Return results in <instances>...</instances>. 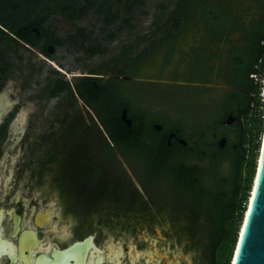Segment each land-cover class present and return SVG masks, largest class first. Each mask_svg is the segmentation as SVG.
<instances>
[{
    "label": "flooded vegetation",
    "instance_id": "1",
    "mask_svg": "<svg viewBox=\"0 0 264 264\" xmlns=\"http://www.w3.org/2000/svg\"><path fill=\"white\" fill-rule=\"evenodd\" d=\"M207 31L211 35L208 42L193 45L186 52L188 57L185 60L191 74H198L197 82L192 81L189 86L196 91L206 90L212 83L209 75L216 73L225 78L226 92L235 87L227 79L229 74L233 75L228 67L233 41L228 39L227 49L211 47L217 38ZM45 34L47 30L44 28L41 40ZM110 37L113 38L114 34ZM41 40L39 44L26 45L39 48L48 56L54 54L56 46L66 44L83 55L103 53L100 45L91 44V36L85 27L77 28L65 40L51 37L43 45ZM168 46L170 54L177 49L176 41H170ZM148 57L141 54L126 68L113 70L107 61L89 72L75 74L76 81H69L71 88L57 95L51 94L55 85H50L56 84L58 79H49L39 97L67 92L70 104L80 103L81 108L72 117L58 120L59 128L54 122L53 128L42 132L36 126L30 127L34 107L31 102L21 100L18 92L23 88L0 83V264L192 262L188 255L170 253L158 244L148 251L140 239H132V235L146 236V232L130 227L132 214L137 217L141 215L138 211L150 207L141 188L146 186L142 179L145 177L143 161L134 154V162H127L130 154H123L108 132V124L114 119L115 94L122 93L136 106L144 107L140 105L139 97L150 92L147 85L154 80L139 77L138 69ZM77 60L80 61L81 56ZM90 77L95 79L92 93L98 99L94 102L89 101L91 92L81 95L77 90V85ZM156 89L153 88V92ZM125 109L131 124L123 119ZM119 116L132 126L133 119L127 106H122ZM225 120L223 124L228 125ZM155 124L158 123H153L154 128ZM173 132L176 135L172 139L196 154L186 158L188 163H203L198 155L205 152L206 147L219 144L223 138L228 141V136L221 135L217 125L208 129L203 137L205 144L194 134L184 137L179 129L170 134ZM176 196L190 199L194 205L191 198ZM210 220L213 222V230L209 229L212 236L216 226L212 217ZM202 226L198 215L194 214L188 230L195 234ZM158 235L167 238L162 232ZM221 245L213 250V240L209 238L207 256L210 258L205 259L206 264L219 263Z\"/></svg>",
    "mask_w": 264,
    "mask_h": 264
},
{
    "label": "rangeland",
    "instance_id": "2",
    "mask_svg": "<svg viewBox=\"0 0 264 264\" xmlns=\"http://www.w3.org/2000/svg\"><path fill=\"white\" fill-rule=\"evenodd\" d=\"M74 1L75 6L87 2V0H0V28L4 24L19 26L44 19L42 23L47 34L41 40L43 45L51 37L65 40L77 28L85 27L91 36V44L100 45L103 49V53L89 56L76 52L66 44L56 46L54 54L48 56L39 48L32 49L22 42L16 44L7 36L5 40L0 41V51L4 48H13L5 57V60L9 62L7 70L4 74L0 70V83L23 88L21 92H18L21 100L31 102L34 107L30 127L36 126L38 131L42 132L53 128V123L56 122V127L59 128L60 121L58 120L72 117L81 108L80 103L70 104L71 98L67 92L58 96L39 97L43 95L42 88L49 79L60 78L75 82L77 78L73 76L75 74L89 72L90 69L100 67L107 61H110V67L113 70L126 68L141 54H146L149 59L138 69V75L141 78L154 80V84L147 85L153 94L149 92L144 97H139L140 105L147 109L166 111L175 119L184 117L188 122H194L202 117L205 111L212 108L213 99H218L224 93L225 85H227L225 78L216 73L209 75L212 83L206 90L196 91L189 86L190 82H197L195 78L198 74L196 76L191 74L185 60L188 57L186 52L193 45L203 41L208 42L211 36L200 18L196 17L186 25L179 37H173L170 40L176 41L177 49L173 50L172 54L169 53L170 41L164 38L172 34L174 29L185 20L187 0H144V4L137 5L133 11L128 9L133 0H111L109 5H112V11L117 14V18L110 22L106 20L108 5L103 7L104 11H100L99 6L104 0L95 1L85 16L77 19L71 18L69 11L64 10L63 7ZM222 1L247 25L260 11L258 0ZM167 3H170L167 13L161 21H157L163 4ZM193 16L195 12L192 13ZM122 25L123 27L120 28ZM6 30L9 29L6 28ZM111 34H114L113 38L110 37ZM228 39L230 42H242V32L236 29L230 36L217 38L212 42L211 47L221 46L227 49ZM124 50H127L126 54H123ZM78 56H81L80 61L77 60ZM156 87L157 89L153 92L152 89ZM190 106H192L191 109ZM257 114L264 115V112L258 111ZM158 119L162 121L158 123L162 126L169 124L168 117L164 114H161ZM224 131L225 128H221L220 134L222 135ZM263 136L264 128L260 137L255 171L251 177L248 200L238 222L236 239L229 252L227 264L232 262L253 190ZM126 161L133 163L134 154H130ZM142 179L146 188L144 186L141 188L144 190L151 209L146 207L141 212L138 211L141 215L137 214V217L132 214L130 227L146 232V236L132 235V239H140V243L144 244L148 251L158 244L170 253L188 255L192 262H183V264H206L205 259L210 258V255L207 256V242L211 237L209 229L213 230V222L210 220L211 215L207 205L204 204L196 213L193 202L187 198L179 199L174 195L169 184L165 182L148 183L144 176ZM136 181L140 182L137 177ZM194 214L198 215L200 222L203 223L202 228L199 231L196 230L195 234L188 230ZM160 232L167 238L162 239L158 235Z\"/></svg>",
    "mask_w": 264,
    "mask_h": 264
},
{
    "label": "trees",
    "instance_id": "3",
    "mask_svg": "<svg viewBox=\"0 0 264 264\" xmlns=\"http://www.w3.org/2000/svg\"><path fill=\"white\" fill-rule=\"evenodd\" d=\"M95 1L97 0H87L80 6H75L74 1L65 4L63 8L69 11L71 18L77 19L85 16ZM110 1L104 0L99 6L100 11H104L103 7L108 5V22L117 18V14L112 11V5H109ZM258 3L260 11L247 25L222 0H187L185 20L172 34L164 38L170 41L173 37H179L186 25L196 17L204 22L205 28L214 38L230 36L236 29L242 32V42L233 41L228 55V67L233 75L229 74L227 79L229 84L235 87L224 92L218 99H213L212 108L205 111L202 117L194 122H188L184 117L175 119L166 111L157 112L138 107L122 93H118L113 99L114 119L108 124L109 135L116 147L123 154H136L137 158L143 161V173L148 183L169 184L174 195L189 197L194 201L196 212L204 204L207 205L216 226V231L211 236L213 250L222 243L218 264L228 263V255L237 235L238 222L248 200L264 128V115L257 114L258 111L264 112L263 101L259 95L260 86L251 76L258 71L259 65L264 68V62L260 64L264 53V0H258ZM139 4H144V0H133L128 9L133 11ZM169 7L170 3L163 4L157 21L163 19ZM193 12L195 16L192 17ZM43 21L44 19L34 20L19 26L4 24V27L0 28V41L5 40L7 36L16 44H39L44 34ZM122 27L123 25L120 28ZM40 30L42 33L38 34ZM11 49L13 48H4L0 51L2 74L9 65L5 57ZM94 80L91 77L84 79L77 85L78 92L81 95L92 93ZM52 85H55L51 90L52 95L71 88L69 81L60 78L50 87ZM97 99L93 93L89 97L90 102ZM122 106L129 108V116L133 119L132 126L120 119ZM161 114L168 117L169 124L158 130L153 127V123L162 122L158 119ZM230 115L236 116L237 119L232 124L224 125L223 120ZM214 125L219 129L225 128L223 134L228 136L225 146L216 144L210 148L206 147L205 152L198 155L204 160L203 163L186 162L187 157L196 154L172 139L170 132L179 129L184 137L194 134L203 142L208 129Z\"/></svg>",
    "mask_w": 264,
    "mask_h": 264
},
{
    "label": "water",
    "instance_id": "4",
    "mask_svg": "<svg viewBox=\"0 0 264 264\" xmlns=\"http://www.w3.org/2000/svg\"><path fill=\"white\" fill-rule=\"evenodd\" d=\"M51 50H53V48H51ZM123 119H125V121L128 124H131V121L127 119L126 109L123 112ZM236 119H237L236 116L230 115L226 118L225 123L232 124ZM155 128L158 130H161L162 125L155 124ZM175 135H176V132H173L170 136L173 137ZM226 143H227V139L223 138L219 144L222 147H224ZM262 175H264V136L262 139L260 157H259L258 166L256 169L255 181H254L252 193L258 187V177ZM252 193L249 199V204L252 202ZM244 221H247V211L244 216ZM244 221H243L240 233H239L236 250L234 252V256H233L231 264H235L234 260H236L237 264H264V199L256 203L255 213L251 216V223L247 227L246 238H243V241H242L243 230L245 227ZM239 247H242V251H240L239 254H237V249Z\"/></svg>",
    "mask_w": 264,
    "mask_h": 264
},
{
    "label": "snow or ice",
    "instance_id": "5",
    "mask_svg": "<svg viewBox=\"0 0 264 264\" xmlns=\"http://www.w3.org/2000/svg\"><path fill=\"white\" fill-rule=\"evenodd\" d=\"M264 199V175L258 177V187L253 191L252 193V202L249 204L248 209H247V221H244V230H243V238H246L247 235V227L251 223V216L255 213L256 210V203L260 200ZM242 251V247H239L237 249V254ZM235 264H237L236 260Z\"/></svg>",
    "mask_w": 264,
    "mask_h": 264
},
{
    "label": "built area",
    "instance_id": "6",
    "mask_svg": "<svg viewBox=\"0 0 264 264\" xmlns=\"http://www.w3.org/2000/svg\"><path fill=\"white\" fill-rule=\"evenodd\" d=\"M264 62V53L260 60V64ZM252 78L254 81L260 86V93L261 99L263 101V107H264V68L259 65L258 71L253 73Z\"/></svg>",
    "mask_w": 264,
    "mask_h": 264
}]
</instances>
